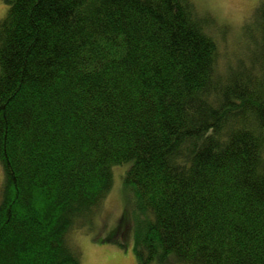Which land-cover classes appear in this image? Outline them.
Segmentation results:
<instances>
[{"label":"trees","instance_id":"1","mask_svg":"<svg viewBox=\"0 0 264 264\" xmlns=\"http://www.w3.org/2000/svg\"><path fill=\"white\" fill-rule=\"evenodd\" d=\"M5 2L0 264H81L129 161L141 263L264 264V0L225 68L194 0Z\"/></svg>","mask_w":264,"mask_h":264},{"label":"rangeland","instance_id":"2","mask_svg":"<svg viewBox=\"0 0 264 264\" xmlns=\"http://www.w3.org/2000/svg\"><path fill=\"white\" fill-rule=\"evenodd\" d=\"M200 13H207L213 23L208 30L219 42L222 67L236 66L254 50L253 33H258L260 0H194ZM7 10L0 0V18ZM131 161L113 166V183L102 205L89 224L77 225L69 240L82 250L81 264H143L134 252V226L137 215L133 200L125 190L124 179ZM4 169L0 162V198ZM140 220L142 217L140 216ZM151 264H162L155 261Z\"/></svg>","mask_w":264,"mask_h":264}]
</instances>
